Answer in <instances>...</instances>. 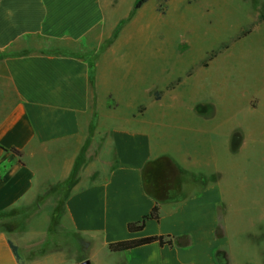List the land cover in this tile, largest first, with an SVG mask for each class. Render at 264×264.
Here are the masks:
<instances>
[{
    "label": "crops",
    "instance_id": "crops-1",
    "mask_svg": "<svg viewBox=\"0 0 264 264\" xmlns=\"http://www.w3.org/2000/svg\"><path fill=\"white\" fill-rule=\"evenodd\" d=\"M139 1L0 0V215L38 203L29 213L35 218L61 202L63 229L86 243L84 256L30 259L26 252L41 245L36 237H24L23 244L20 233L0 231V264H264V239L260 245L250 241L257 232L264 238V228L251 229L264 212L248 210L243 229H230L227 221L237 216L234 195L225 193L236 165L219 166L228 117L214 115L213 121L193 109L187 125L162 122L156 115L167 107L177 118L183 97L178 89L192 74L162 82L158 66L156 72L152 67L170 52L159 45L130 55L123 50L154 41L157 37L145 33H154L161 19L177 17L188 0H166L164 15L161 0L136 8ZM246 14L264 35V21L255 11ZM243 31L238 39L251 34L241 36ZM144 55L151 67H145ZM250 67L264 72L256 62ZM258 92H250L243 104L253 115L264 108V89ZM223 100L217 95L213 104ZM204 125L214 129L205 131ZM178 128V138L167 134ZM187 133L207 136V150H189ZM243 135L247 143L253 133L247 127ZM157 171L164 176L157 179ZM156 203L159 220L129 233L127 226ZM149 237L172 239V246L108 250L112 243Z\"/></svg>",
    "mask_w": 264,
    "mask_h": 264
},
{
    "label": "rangeland",
    "instance_id": "rangeland-1",
    "mask_svg": "<svg viewBox=\"0 0 264 264\" xmlns=\"http://www.w3.org/2000/svg\"><path fill=\"white\" fill-rule=\"evenodd\" d=\"M165 2L166 0H161L159 7L162 15L166 12ZM253 11L258 15L260 22L264 21V0H188L186 9L179 5L177 17L171 16L169 21V18L166 21L161 19L159 24L155 25L154 33L144 32L145 35L157 37L154 41L150 37L149 41L142 43L143 47L140 43H131L123 49L130 55L136 50L151 51L153 45H159V49L164 53L170 52V58H161L160 64L152 67L156 72L158 66L162 82L170 77L174 79L183 76L188 71L192 74L182 78L183 86L178 89V94L183 96V100L178 103L179 113L174 116L177 118H173L167 107L156 115L162 122L167 121L172 126L187 125L193 109L197 111L195 113H202L203 116L207 114L213 121L218 115L222 120L228 117L222 128V131H225V146L223 154L219 157V166L225 168L231 161L236 165L225 185L226 198L229 193L233 194L237 205V216L232 214L227 220L230 229L245 228L244 216L248 210L264 212V108L254 115L243 109L244 100L250 92L259 91L260 94L264 89V72L255 73L254 67H250L256 62V66L261 65L264 69L263 31L247 22L246 13L253 14ZM242 29V34H251L238 39ZM147 62L148 58L144 55L145 67H151ZM206 67H209L208 71L202 70ZM164 69L170 72L161 75ZM146 83L143 84L145 90ZM173 88L171 85L170 89ZM217 89V95L224 99L218 106L213 104L216 101ZM155 95L159 100L158 93L154 92L153 100H156ZM210 97L213 99H209ZM252 98L255 99L254 96ZM141 102L144 105L149 104L145 96H142ZM125 110L123 107L122 111ZM139 110L142 111L143 108ZM247 127L253 136L246 143L243 129ZM202 128L211 131L214 126L204 125ZM219 129L218 131H221ZM170 131L177 138L182 134L180 130H168L167 134L170 136ZM187 137L190 140L187 144L189 150H207V136L187 133ZM156 176L157 179L162 178L164 173L157 171ZM145 185L150 188L148 179ZM37 205L38 203H33L27 205L25 210L0 215V231L10 235L14 232L20 233L23 244H27L24 237H36L34 241H40L41 245L36 250L26 252L30 259L51 254L69 256L75 252L84 256L86 243L68 229H63L66 226L63 204L51 203L52 212L50 207L47 211H42L41 216L31 218L29 213L33 212ZM263 223L264 219L257 216L252 221L251 229H263ZM233 239L237 240L236 235ZM263 239L259 232L250 237L251 244L260 245Z\"/></svg>",
    "mask_w": 264,
    "mask_h": 264
},
{
    "label": "trees",
    "instance_id": "trees-1",
    "mask_svg": "<svg viewBox=\"0 0 264 264\" xmlns=\"http://www.w3.org/2000/svg\"><path fill=\"white\" fill-rule=\"evenodd\" d=\"M146 0H140L136 8L140 7ZM247 33L244 32L242 36H245ZM179 82V80L177 81ZM177 84V83H176ZM156 97V95H155ZM156 100L157 97H156ZM158 221L159 220V206L156 203L154 207L151 209L148 215L144 216L139 222L137 223H132L127 226V230L129 233H137L143 230L145 227V223L147 221ZM152 243H158L160 246H172V239H167L164 237H149V238H143V239H137V240H127V241H120L116 243H112L108 246V250L111 253H120V252H125L129 250L136 249L141 246L149 245ZM11 250L14 253L15 257L18 259V254H17V248L14 247L12 244H10Z\"/></svg>",
    "mask_w": 264,
    "mask_h": 264
}]
</instances>
